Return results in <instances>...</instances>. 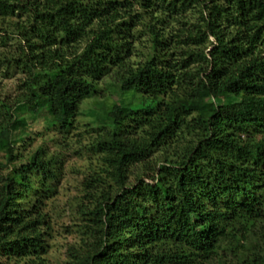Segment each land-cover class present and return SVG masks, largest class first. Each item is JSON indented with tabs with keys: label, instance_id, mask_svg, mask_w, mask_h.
<instances>
[{
	"label": "trees",
	"instance_id": "1",
	"mask_svg": "<svg viewBox=\"0 0 264 264\" xmlns=\"http://www.w3.org/2000/svg\"><path fill=\"white\" fill-rule=\"evenodd\" d=\"M9 34L0 65L24 76L0 98V264H48L42 207L65 170L64 152L21 159L14 138L69 133L109 75L132 96L91 106L103 167L66 264H264V0H0ZM229 97L249 101L241 117Z\"/></svg>",
	"mask_w": 264,
	"mask_h": 264
},
{
	"label": "rangeland",
	"instance_id": "2",
	"mask_svg": "<svg viewBox=\"0 0 264 264\" xmlns=\"http://www.w3.org/2000/svg\"><path fill=\"white\" fill-rule=\"evenodd\" d=\"M189 18L195 19V12L189 10L186 13ZM179 24L170 20L169 25H165L166 31L173 32ZM4 31L8 30L6 24ZM141 28V27H140ZM2 32L1 34H6ZM6 45L0 44V53L13 50L19 42L17 36L9 34ZM147 37L141 36L136 43L137 54L133 60H137L147 53V45L144 44ZM22 75L20 69L8 71L0 65V98L12 101L19 92V82ZM112 76H106L99 81L98 93L90 100L85 101L76 117L73 128L69 133L60 134L54 128H48L44 122L32 123L27 129L20 130L14 138L17 146H20L19 154L27 159L34 151L43 146L47 151H62L66 155L65 170L61 178L56 194L47 199L43 205V213L46 222L49 224L50 235H47V253L44 255L48 264H66L71 245H79L82 237L81 215L79 205L90 204L87 182H90L93 171H100L103 167L101 155L91 150L88 146L96 135L95 128L98 123L91 116L90 109L93 102L102 105L106 110L112 111L120 99L128 98L132 94L122 96L114 83ZM249 103L246 99L229 97L222 106V111L229 117L239 118L243 115L244 107ZM24 115H28L25 112ZM65 141L61 144V138ZM2 156V155H0ZM19 156V158H20ZM2 158V157H1ZM7 172L3 170V173ZM131 176V181L134 180ZM48 228V229H49ZM81 229V230H80Z\"/></svg>",
	"mask_w": 264,
	"mask_h": 264
}]
</instances>
